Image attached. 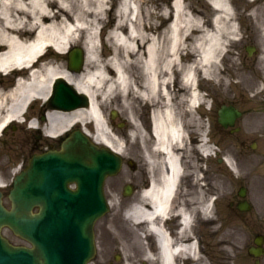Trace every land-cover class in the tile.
<instances>
[{
    "label": "bare ground",
    "instance_id": "6f19581e",
    "mask_svg": "<svg viewBox=\"0 0 264 264\" xmlns=\"http://www.w3.org/2000/svg\"><path fill=\"white\" fill-rule=\"evenodd\" d=\"M208 2L214 9L210 27L185 0H173L171 7L160 5L153 26V11L143 7L140 0H120L117 4L115 0H0V136L14 123L32 129L41 126L44 135L52 139L78 127L96 143L124 155L125 146L116 127L121 131L127 128L128 134L131 124L130 135L143 137L137 111L142 106L149 110L152 107L154 143L146 161L151 170L157 167L158 178H153L137 198L120 202V207L126 208L125 218L131 225H146V230L157 238L163 264H176L178 254L184 250L195 254L194 244L173 246L159 225L173 213L171 203L179 180L188 173L200 182L201 163L213 153L210 131L197 115L199 104L208 108V100L198 88L201 79L225 86L230 72L221 65L231 43L242 41L241 23L232 1ZM165 21L169 23L163 27ZM104 31L109 39L100 40L99 47L96 40ZM81 41L85 48L77 50L83 52L84 68L73 72L67 68L65 57ZM261 51L259 63L264 70V46ZM91 61L94 67L88 70ZM7 73L12 75V86L2 79ZM59 79L85 97L88 104L72 110L51 107ZM240 85L238 82L235 86ZM117 91L128 109V126L119 109L112 110L118 118L107 116L104 110ZM36 104L42 106L43 117L30 111ZM23 117L30 120L23 122ZM232 155L224 157V162L235 173ZM186 157L191 164L188 170ZM13 168L14 176L23 169L17 165ZM8 176L0 173V188L9 187ZM207 204L203 214L211 217ZM175 214L184 225H191L193 214L182 209ZM134 232L138 234L136 242L132 240ZM134 232L125 225H114L107 227L103 236L106 245L109 241L128 260L140 248L139 261L125 264L153 262L155 258L142 242L143 233Z\"/></svg>",
    "mask_w": 264,
    "mask_h": 264
},
{
    "label": "rangeland",
    "instance_id": "374dc122",
    "mask_svg": "<svg viewBox=\"0 0 264 264\" xmlns=\"http://www.w3.org/2000/svg\"><path fill=\"white\" fill-rule=\"evenodd\" d=\"M143 7L150 8L151 12L150 24L155 25L156 14L159 6L171 7L172 0H140ZM233 6L237 13V18L239 24L241 23V38L242 41L232 42L230 47H232L231 54L233 57L227 54L224 67L230 72V81L225 84V86H218L215 81H207L201 79V87L204 89L203 95L208 98H214L216 102V110L220 108L222 104L227 103H237L242 105L243 108H253L259 109V100L261 99L258 94L259 84L254 80V73L259 72V77L261 76L262 69L257 62L252 60L248 61V66H245V42L248 34L247 27L251 26L252 29L258 34L262 44H264V5H255L260 0H231ZM186 4L195 11H199L201 16L204 18L205 22L212 25L211 19L214 14V9L208 0H185ZM257 6V7H256ZM169 21L163 23V27L168 25ZM109 39L108 33L103 32L102 36H98L96 44L100 46V38ZM83 41V40H82ZM78 43L79 47L85 45L83 42ZM111 43V42H110ZM247 43V42H246ZM108 47V46H105ZM104 47V49H106ZM110 48V46H109ZM259 60V59H258ZM234 63V67L230 68L231 64ZM65 64L68 68V58L65 57ZM94 67V61H91L88 65V70H92ZM2 79L5 84L13 85L12 75L3 77ZM240 82V87H236V83ZM233 85V86H231ZM240 88V89H238ZM239 90V91H238ZM132 100L131 98L129 99ZM105 111L107 116L110 117L111 111L113 109H119L123 121L128 126V121L126 119L127 107L122 104L119 97L118 91L113 95L112 98L108 100L105 104ZM42 106L39 104L34 105L30 109L32 112L35 110L36 116L40 114ZM204 111V110H203ZM200 111L202 115L207 114V112ZM211 117V115H209ZM217 119V117H216ZM203 123V121L201 120ZM119 123V122H118ZM240 123L244 126L243 131L238 134H227L228 132L223 131L220 127L216 126V131L211 132L210 137L214 139L216 145V153L213 154L215 157V187H216V197L218 198L219 213L216 214L221 221H226V225H232L231 238L236 239L240 245L247 243L250 245L252 243V232L261 231L264 233V114L259 113L249 114L245 119H241ZM117 134L122 140L125 146V154L123 155L126 159L129 157V146L127 138V128L123 131L119 127H116ZM258 129V130H257ZM38 134L31 130L26 125H20L14 123L13 126L6 129L0 136V173L9 175L7 177L6 183H12L13 181V165H17L18 168L23 164L27 165L30 158L29 151L30 147L35 144V135ZM43 134V131L41 132ZM244 140L246 143L245 148L241 142ZM259 144H258V143ZM257 143L255 149H252L251 144ZM28 144V145H27ZM30 146V147H29ZM246 152V154L244 153ZM221 153V154H220ZM233 154V155H232ZM232 155L235 161L238 162L239 168L236 174L232 173L225 163H221L219 158L222 156ZM212 162H209L208 167L211 169ZM128 181L127 167L123 170L120 176L108 179L106 183V194L110 201H113L111 205L110 213L103 218L97 225H110L114 228V225H125L130 230L139 231L143 233L142 242L146 245L147 236L145 232L140 230L139 227L131 225L125 218V209L120 207V202H127L129 199H124L122 196V185ZM241 184L248 186L250 196H254L256 207L254 211L249 214L239 215L234 214L229 211L226 207L228 203L237 193ZM5 205L9 208L10 201L5 199ZM259 217L258 223H256V218ZM121 219V220H120ZM123 219V220H122ZM217 219V218H216ZM218 220V219H217ZM243 225H247V230L243 229ZM98 229V256L91 264H125L127 262L132 263L139 261L142 251L138 248V253L134 252V257L132 259H127L124 253L119 248H114L109 241L105 242L104 236L99 234ZM136 228V229H135ZM254 231V232H255ZM4 235L15 245H25L29 246L27 242L17 237L12 233V231L5 229ZM138 234L134 232L133 241L136 239ZM131 240V241H132ZM136 242V240H135ZM107 246V247H106ZM109 246V247H108ZM119 255L118 261H115V256ZM250 264H254L251 259H248ZM260 264H264V257Z\"/></svg>",
    "mask_w": 264,
    "mask_h": 264
},
{
    "label": "water",
    "instance_id": "95a60500",
    "mask_svg": "<svg viewBox=\"0 0 264 264\" xmlns=\"http://www.w3.org/2000/svg\"><path fill=\"white\" fill-rule=\"evenodd\" d=\"M83 64V52L74 50L71 70L81 72ZM87 104L71 86L61 79L56 82L51 107L72 110ZM236 114L224 106L220 121L233 124ZM122 165L120 155L94 144L80 130L63 143L61 151L34 156L15 179L10 210L2 204L0 192V264H88L96 254L94 226L109 211L105 181ZM70 183L77 189L71 190ZM36 205L41 212H33ZM6 226L32 247L12 245L2 235Z\"/></svg>",
    "mask_w": 264,
    "mask_h": 264
},
{
    "label": "flooded vegetation",
    "instance_id": "af4514ba",
    "mask_svg": "<svg viewBox=\"0 0 264 264\" xmlns=\"http://www.w3.org/2000/svg\"><path fill=\"white\" fill-rule=\"evenodd\" d=\"M262 4L264 5V0L258 1V3L255 5L259 6ZM246 31H248V34L245 35L247 37V43L245 42V50L247 54L245 56L246 60L244 64L247 67L249 60L259 63L262 53L261 50L264 44H262L263 42H261L258 34L252 29L251 26H248ZM260 69H262L261 66ZM258 74V71L254 73V80L257 84L261 85V88L258 90L259 93L255 94L254 96L260 95L261 97L258 104L259 109L253 108L256 106L243 108L240 104L233 102L228 103L230 106H235L243 112L242 117L235 122V126L233 128H225L218 122V111L216 110V102L214 98H208L209 104L207 114L202 115L201 117L199 111L197 110L198 117L203 121V124L207 126L208 130L210 131V135L211 132L216 131V126L220 127L223 131L228 132L227 134L233 135L241 133L244 128L242 123H240L241 119H245L249 114H264V70L262 69L260 77ZM152 111V107L149 110L148 108L145 109L143 106L137 111V116L139 120H141L144 129L143 137L138 136L134 138L130 135V131L132 130L131 124L129 125L128 129L129 157L127 159V172L131 200L137 198L144 189L148 188L151 185L153 178H158L157 167H155L154 170H151L146 161L147 155L150 153L154 143ZM209 115H211V117H209ZM69 134L59 139H52V141L49 142L43 134H36L35 144L32 145V147L29 146V156L42 154L49 150L60 149L63 140ZM209 138L210 137H208V139ZM239 143H242L245 148L246 143L244 140H241ZM245 151L247 152L246 148ZM245 151L244 153L246 154ZM155 155V159L159 160L158 154ZM188 160V157H186V160L184 159L187 170L191 167V164L188 163ZM214 161V157H210L209 160H204L201 163L202 168L199 169V176L202 178V181L196 183V180L194 181L192 175L188 173H186L184 177L179 180L175 197L171 203V210H173V213L167 221L163 222L162 225L159 226H161L169 235L173 246H189L194 244L195 257L188 251H181L178 254L176 264H232L233 262H235V264H247L248 258L254 259V263L259 264L261 263L263 257L258 258L250 253V249L254 246V244L248 245L245 243L240 245L239 240L238 242L236 239L231 238L230 227L232 225H226V221H221L220 218H218L219 222L217 224L216 214L220 211V202L217 201L218 199L216 197ZM209 162H212L211 169L208 167ZM236 163L238 164L237 161ZM263 165L264 163L262 166ZM246 201L249 204L248 209L245 208V205L242 206V203ZM206 203H209L207 205H210V210L212 211V218L210 219L206 218L205 215L202 214ZM226 207L231 213L234 214H249L254 211L256 207L255 198L252 195L249 196V190H247V198H241L237 192V194L232 198ZM181 209L185 210L187 213L193 214L191 225H184L181 218H176L175 213ZM255 218L257 220L256 223H258L259 217ZM98 226L99 234L102 236L106 228L110 227V225ZM242 227L243 229L247 230V225H243ZM139 228L140 230L144 231L145 236H147V244L145 245L146 249L155 258L153 262H148L147 264H163L162 260L160 259V250L157 238L146 230V225H140ZM252 235L254 238H257L259 237L260 233L256 231ZM233 241L235 243H233ZM233 244H236L234 250ZM225 246H227V249H225ZM255 250H264V246L259 247L258 245H255Z\"/></svg>",
    "mask_w": 264,
    "mask_h": 264
}]
</instances>
